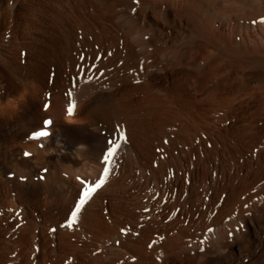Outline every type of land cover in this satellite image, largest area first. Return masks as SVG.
Masks as SVG:
<instances>
[{
	"label": "bare ground",
	"instance_id": "bare-ground-1",
	"mask_svg": "<svg viewBox=\"0 0 264 264\" xmlns=\"http://www.w3.org/2000/svg\"><path fill=\"white\" fill-rule=\"evenodd\" d=\"M262 19L264 0H0V264H264Z\"/></svg>",
	"mask_w": 264,
	"mask_h": 264
},
{
	"label": "snow or ice",
	"instance_id": "snow-or-ice-1",
	"mask_svg": "<svg viewBox=\"0 0 264 264\" xmlns=\"http://www.w3.org/2000/svg\"><path fill=\"white\" fill-rule=\"evenodd\" d=\"M134 2L138 4L139 0H134ZM133 11H135V9H133ZM260 22L264 23V19H262ZM69 95H71V93H69ZM48 107H49V105L46 104L45 108H48ZM76 107H77V105L75 102H70L67 109H66L67 114L73 115ZM52 123H53V121L50 119L45 120L43 122L44 127H42L38 131H34L30 138L39 140L41 138L49 136V132L47 131V127L49 125H51ZM125 139H126L125 133L121 132V134L118 138H114V139L108 141L109 147L104 152L103 158L101 161V163L103 165V172L96 181L92 182L91 184H89L86 181H81L83 188H82V191L80 193L78 201L76 202L73 210L71 211V216H70L69 222H68L69 227H71L75 224L77 217H78V214L81 212L82 208L85 206V204L88 202V200L92 197V195L105 184L106 178L109 177L110 172H111L110 165H111L113 159L115 158L119 148L121 147L120 141H123ZM28 155H30V153L26 152L25 156H28Z\"/></svg>",
	"mask_w": 264,
	"mask_h": 264
}]
</instances>
